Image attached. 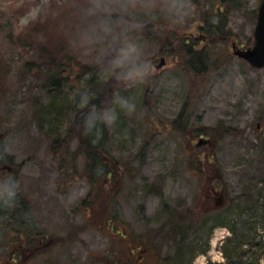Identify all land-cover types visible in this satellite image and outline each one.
<instances>
[{"label": "rangeland", "instance_id": "374dc122", "mask_svg": "<svg viewBox=\"0 0 264 264\" xmlns=\"http://www.w3.org/2000/svg\"><path fill=\"white\" fill-rule=\"evenodd\" d=\"M261 4L0 0V154L18 168L0 174V234L16 220L49 242L23 264H126L130 249L139 264H175L181 249L183 264H229L231 228L264 243V68L235 55L253 47ZM206 19L223 30L207 33ZM129 45L136 58L112 70ZM191 48L204 51V73ZM61 75L62 93L48 96ZM82 89L104 108L116 95L136 104L106 125L96 164L75 127ZM5 183L15 219L1 206Z\"/></svg>", "mask_w": 264, "mask_h": 264}, {"label": "trees", "instance_id": "16d2710c", "mask_svg": "<svg viewBox=\"0 0 264 264\" xmlns=\"http://www.w3.org/2000/svg\"><path fill=\"white\" fill-rule=\"evenodd\" d=\"M224 2H230V0H224ZM219 16H222V15H219ZM205 23H206L205 31L207 33L210 32L209 31L210 29L217 28L218 29L217 31L221 32L224 28V25H220V24L213 25L211 20L209 19H206ZM193 51H194V48L187 50V52L185 53L187 55V59L189 63L191 64V66L194 67L195 71L204 73L205 71L204 69L207 68V64L205 62L206 60L203 55L204 51H196V52L195 51L193 52ZM60 70L62 72L65 71V68L63 67V65ZM96 72L97 71H95V73ZM64 79L65 78H63L62 75L61 77L50 76V78L48 79V83L46 85V89L49 91L48 96L55 95V93H62L63 86H66L65 84L66 82ZM96 81H99L97 74L95 75L93 79L90 80V84L93 85L96 83ZM92 82L94 83L92 84ZM91 103L97 105L98 109L100 110H103L104 105H105V102L102 101L100 98H93L91 100ZM88 111H89V108H84L76 112L75 127H80L81 129L78 137H79L80 143L85 144L87 146V147H84L87 160L89 162H92V163L94 162V164H96L97 160L99 161L100 158L96 156L95 153L96 151L102 152V150H104V135L108 134V130L105 124H103L100 121H97V126L102 130V135H100V139L97 140L95 128L93 129L91 133H87L86 125L84 123V116H85V113ZM77 153L79 155L81 153V149L80 150L78 149ZM110 160L111 159H109V161ZM107 164L108 166H111L109 162H107ZM110 175H111V172H109V176ZM244 199L246 201L248 200L250 203L253 202L255 204L258 201V200H254V198L252 199L251 196H246V198ZM231 207H232V201L230 202V205L228 208L224 207L221 210L226 209L227 211H229ZM217 211L220 212V210H217ZM231 230L233 232V238L230 240V243L233 244L235 242V244L233 245V248L229 250L230 252L233 251L232 254L231 255L226 254L227 255L226 257L229 258L228 259L229 264H260V259H261L260 257L263 256V252H264V243L261 241H257V240H253L252 242L247 243L248 240H246V238L248 236L246 234H250V231H248L249 232L248 233L247 229H244L245 232L243 234H239L236 228H231ZM183 260H184V252L181 249V251H179L176 255H174V262L175 264H183L184 262ZM167 262L168 263L166 264H169L171 263V260H167Z\"/></svg>", "mask_w": 264, "mask_h": 264}, {"label": "flooded vegetation", "instance_id": "af4514ba", "mask_svg": "<svg viewBox=\"0 0 264 264\" xmlns=\"http://www.w3.org/2000/svg\"><path fill=\"white\" fill-rule=\"evenodd\" d=\"M4 156L5 155L0 154V158L2 157L3 159L0 160V168L6 167V169L4 171H0V174H5V176L8 174L10 176L14 173H18V168L12 166L8 159L4 160ZM225 202V207L228 208L231 200L227 196ZM17 203V197L11 198V196L9 197L4 195L1 201V206L2 208L5 206L8 212L11 211L10 213H14L15 219L22 210V208L17 206ZM5 214H7V212H5ZM19 223V221L16 222L15 220L13 225L16 227L13 229L10 223H6L5 227H8L9 230H6L3 232V234H0V264H23L24 261L30 259V257L32 258L40 253L43 249L42 247L49 243L48 241L44 243L43 241L38 240L37 236L28 237L27 232L22 227H20ZM2 224L4 226V222H2ZM45 238L48 240L47 236H45ZM127 253L131 255L126 264H139L137 262H141L143 260V256L135 255L137 252L134 250L130 249Z\"/></svg>", "mask_w": 264, "mask_h": 264}, {"label": "clouds", "instance_id": "9594fccd", "mask_svg": "<svg viewBox=\"0 0 264 264\" xmlns=\"http://www.w3.org/2000/svg\"><path fill=\"white\" fill-rule=\"evenodd\" d=\"M138 55L134 46H126L120 49L119 54L111 61L112 70L122 67L126 62L133 60ZM135 72L130 73L131 77H134ZM78 106L82 109L89 108V111L85 113L84 123L86 125V132L91 133L93 129H96V136L102 135V130L97 126V121L102 122L105 125L115 123L119 118L118 109H124L126 111H134L136 108L135 102L130 101L127 96L116 95L113 99V105L103 110L98 109L97 105L91 103V96L87 90L82 89L80 92ZM13 196L15 190L9 186L8 183L4 184L3 195Z\"/></svg>", "mask_w": 264, "mask_h": 264}, {"label": "water", "instance_id": "95a60500", "mask_svg": "<svg viewBox=\"0 0 264 264\" xmlns=\"http://www.w3.org/2000/svg\"><path fill=\"white\" fill-rule=\"evenodd\" d=\"M255 44L253 47L247 50L236 49L235 55L245 61H247L253 68H264V0L259 8L257 26L254 32ZM165 66V61L162 60L157 66V69H161ZM208 140L200 139L198 146L208 144ZM224 200L221 197V203L218 206H222Z\"/></svg>", "mask_w": 264, "mask_h": 264}]
</instances>
